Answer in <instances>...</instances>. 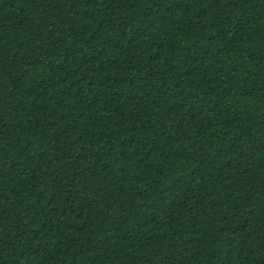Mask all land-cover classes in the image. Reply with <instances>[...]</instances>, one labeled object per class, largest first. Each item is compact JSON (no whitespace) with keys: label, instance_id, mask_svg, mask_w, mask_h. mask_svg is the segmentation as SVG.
Returning <instances> with one entry per match:
<instances>
[{"label":"trees","instance_id":"1","mask_svg":"<svg viewBox=\"0 0 264 264\" xmlns=\"http://www.w3.org/2000/svg\"><path fill=\"white\" fill-rule=\"evenodd\" d=\"M0 264H264V0H0Z\"/></svg>","mask_w":264,"mask_h":264}]
</instances>
